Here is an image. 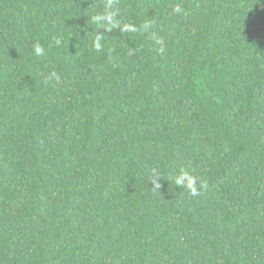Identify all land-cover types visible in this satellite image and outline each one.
<instances>
[{
  "label": "trees",
  "instance_id": "16d2710c",
  "mask_svg": "<svg viewBox=\"0 0 264 264\" xmlns=\"http://www.w3.org/2000/svg\"><path fill=\"white\" fill-rule=\"evenodd\" d=\"M0 264H264V0H0Z\"/></svg>",
  "mask_w": 264,
  "mask_h": 264
},
{
  "label": "clouds",
  "instance_id": "9594fccd",
  "mask_svg": "<svg viewBox=\"0 0 264 264\" xmlns=\"http://www.w3.org/2000/svg\"><path fill=\"white\" fill-rule=\"evenodd\" d=\"M98 19H104V18L100 17ZM107 19L109 20V22H111V17H108ZM95 47L97 50L100 49L101 44L99 42V39H97V41L95 43ZM34 54L38 57L43 56V55H45V50L43 47H41L40 45L37 44L34 47ZM175 184L177 186L186 187L189 190L190 195L193 197H195L199 194V188L204 187L203 183H201L198 186L196 177L190 175L186 171H181V173L175 178Z\"/></svg>",
  "mask_w": 264,
  "mask_h": 264
}]
</instances>
